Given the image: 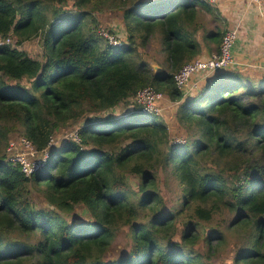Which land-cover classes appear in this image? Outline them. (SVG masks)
I'll list each match as a JSON object with an SVG mask.
<instances>
[{
	"label": "trees",
	"instance_id": "16d2710c",
	"mask_svg": "<svg viewBox=\"0 0 264 264\" xmlns=\"http://www.w3.org/2000/svg\"><path fill=\"white\" fill-rule=\"evenodd\" d=\"M200 8L211 11L201 0H0V40L16 41L0 46V264H212L226 247L233 264H264V72L220 70L185 99L175 74L203 47L221 55L220 33L197 39ZM91 10L116 14L121 46L100 38ZM35 39L41 59L21 49ZM154 42L167 70L148 53ZM146 88L179 104L184 144L135 103ZM83 121L30 177L6 161L11 136L41 153ZM170 177L182 192L171 206Z\"/></svg>",
	"mask_w": 264,
	"mask_h": 264
},
{
	"label": "rangeland",
	"instance_id": "374dc122",
	"mask_svg": "<svg viewBox=\"0 0 264 264\" xmlns=\"http://www.w3.org/2000/svg\"><path fill=\"white\" fill-rule=\"evenodd\" d=\"M203 3L207 4L208 7L211 9V11L201 9V21L203 22V26L205 27L204 29H201L199 32L203 33L204 31L212 34H218L220 33L222 35V38L229 33V31H234L235 36L237 38L236 40V45L233 48V51L231 53V62L228 64L227 67H225L223 70L226 69H237V70H242L241 66L243 64H252L249 65L251 68L252 67H257L253 63H260L263 60H261L260 55H264V34L262 35V30L264 29V4L257 5L255 3H252L250 0H232L227 6V3H221L219 5H213L210 4L207 0H201ZM91 19H95L97 23L100 22L101 24V30L99 32L100 38L103 39H108L110 41V45H115L117 43H124L127 36L124 28L122 27V23L118 21V17L116 14H113L111 12H108L107 10L101 11V12H96L91 10ZM117 15H120L119 12H116ZM121 23V24H120ZM111 30H114L115 32V37L111 34ZM246 33L248 36H254L258 37L259 39V44H254L251 46V51H252V58L248 62L246 60L245 52L242 51V56L241 53H239L240 49V34L243 35V33ZM116 33L118 34V37L116 36ZM104 34H107L109 37L106 38ZM9 38V37H8ZM117 38V39H116ZM11 39V38H10ZM12 41L8 44L11 45L12 47L16 46V41L15 39H11ZM251 40L250 38H247V41ZM223 41V39H222ZM222 45V44H221ZM216 47H218L216 44H212V50L215 53L214 56L211 57H202L200 55L198 58H195L189 63L196 62V61H202V62H210L215 59V57L218 56L216 53ZM22 51L25 53L29 54L30 56L41 59L42 58V44L40 39H35L32 41L25 42L21 46ZM149 55L152 56V59H156L160 62V65L163 67L164 70L166 69L165 66V59L167 56L165 54L161 53V48L160 45L156 42H154L151 46L150 49H148ZM256 57V59L254 58ZM187 63V64H189ZM150 64L153 66L154 64V69L155 67H158L157 63L155 62H150ZM186 64V65H187ZM185 66V65H184ZM222 70V71H223ZM253 71V69H251ZM180 71V70H179ZM178 71V72H179ZM244 71V70H243ZM177 72V73H178ZM221 71H214L213 73H204L198 76H195L192 79V84L187 88V89H181L184 90L185 92V99L194 96L198 90V85L194 83V81H199L201 83L203 80H207L209 77L213 76L214 74H217ZM176 73V74H177ZM175 77V76H174ZM175 80V79H174ZM154 90V89H152ZM155 91V90H154ZM163 95V100L159 101L155 108L157 109V116L160 117V119L163 120L165 125L168 126L170 131L172 132L173 135V140L175 143H185L187 134L185 133V130H179L176 128L175 123L177 124L176 118H174V115H176V109L177 106L179 105L177 102H172L169 100L163 93L157 92ZM135 103L139 104L136 100L134 99ZM142 108L144 109V106L142 104H139ZM129 110H134V107L132 104L129 106L126 105H121L115 109H111L108 112H103V113H97L93 115H89V118H92L93 121H98V119L101 118H112L113 116L115 118H119L122 115H125ZM146 113V112H145ZM173 114V115H172ZM155 115V114H152ZM82 123H85V121L78 123L74 126V128H71L68 130L67 133L64 132H59L57 135H55L49 143V147L53 148V145L56 146L58 153L61 150V145L65 143L66 141H69L72 137H74L73 130L76 129L78 130L79 127L82 125ZM23 140H29L26 136L21 135L20 133H17L13 136L10 137L9 143L5 149V154H6V161H9V159L12 158H17V161L27 159L24 155L26 154L28 159L30 161H35L41 159H44L43 153H39L37 157L34 156V158L31 159V154H29V150H26L24 146L22 145ZM60 144V145H59ZM9 145L10 147L16 146L17 151L13 152L11 154V151H9ZM18 145V146H17ZM47 151H50L49 149ZM50 154V153H49ZM27 161V160H26ZM130 183L137 188L139 181L136 178H130ZM178 183L174 180L171 179V177L168 179H164L162 184H161V191L162 194L166 196V201L169 203L171 206V202L176 196V192L179 191L177 188ZM182 196V192H180L176 197L175 201L179 199ZM36 202V198H35ZM47 203L45 201L40 202L37 206L40 207H46ZM78 213V212H77ZM217 223H205L203 225L204 228H211L215 226ZM127 229L125 227H122L118 233H117V238L114 244V249L116 250V255L118 254L117 252L123 249L126 246V241H127V234H126ZM229 239H234L231 235H229ZM126 248V247H125ZM230 247H226L224 250H222L219 253H214L211 255V263L212 264H233V259L231 260V257H229L230 253ZM197 249L200 250L202 254L207 253V248L205 247L203 242H200L197 245Z\"/></svg>",
	"mask_w": 264,
	"mask_h": 264
},
{
	"label": "built area",
	"instance_id": "2783aa9c",
	"mask_svg": "<svg viewBox=\"0 0 264 264\" xmlns=\"http://www.w3.org/2000/svg\"><path fill=\"white\" fill-rule=\"evenodd\" d=\"M207 1L210 4L219 5L221 3H227L228 1H232V0H207ZM250 1L260 6L264 4V0H250ZM104 35L106 36V38L109 37L107 34ZM236 40L237 38L235 36V32L230 30L229 33H227L223 38L221 45V55H218L217 57H215L213 61L210 62L196 61L183 66L180 69V71L177 74H175L174 77L177 87L179 89H187L192 84L191 81L195 76L200 77L199 75L204 73L211 74L214 71H220L223 70L225 67H227L228 64L231 62V53L235 46ZM11 41L12 40L10 38H7L5 40H0V46L8 45ZM115 42H116V46L122 45V43H117V41ZM152 89L153 88H146L139 91L138 94L136 95V100L139 104L141 103L142 106H144V109L142 110L143 112L158 115L156 114L157 109L155 108V106L159 101L163 100L164 98L162 94L157 93L155 89H154L155 91ZM22 145L26 150H29V154H31L30 155L31 159L34 158V156L37 157V155L40 153L36 149V146L32 141L23 140ZM53 147L55 146L53 145ZM51 149L52 147L49 148V150ZM9 151H11L12 154L13 152L17 151V147L16 146L10 147L9 145ZM49 152L50 151L47 150L41 152L43 153L44 156V159H41V161L39 160L30 161L26 154L24 156L27 159L24 158V160L17 161V158L11 157L9 161L14 165H19L22 168L23 173L27 177H30L35 171L41 168L45 164V162H47L50 156Z\"/></svg>",
	"mask_w": 264,
	"mask_h": 264
},
{
	"label": "crops",
	"instance_id": "0c3cea01",
	"mask_svg": "<svg viewBox=\"0 0 264 264\" xmlns=\"http://www.w3.org/2000/svg\"><path fill=\"white\" fill-rule=\"evenodd\" d=\"M231 2V1H229ZM227 6L229 5V3L226 4ZM205 27H203L204 29ZM205 32V31H204ZM204 32L203 33H200L198 34L197 36V39L199 40V42L202 44V43H208L206 39L203 38L204 36ZM262 32V35L264 34V29L261 31ZM247 38H250L251 40L247 41ZM254 44H259V39L258 37H254V36H248L246 35V33L244 32L243 35L240 34V49H239V53H241V56H242V51L245 52V55L246 56V60H248V62L251 60L252 58V51H251V46L254 45ZM217 53V52H216ZM202 57H211V56H214L215 53L214 52H209L208 48H205L203 47L202 49ZM261 57V60L264 59V55H260ZM256 59V57H254ZM256 65L257 67H250L249 65H252V64H243L241 66V69L244 70V71H252L251 69H253V71L255 72H258V73H263L264 72V61L260 62V63H253V65ZM241 70V71H242Z\"/></svg>",
	"mask_w": 264,
	"mask_h": 264
},
{
	"label": "water",
	"instance_id": "95a60500",
	"mask_svg": "<svg viewBox=\"0 0 264 264\" xmlns=\"http://www.w3.org/2000/svg\"><path fill=\"white\" fill-rule=\"evenodd\" d=\"M155 70H156L157 72H161V71H162V69H161L160 67H155Z\"/></svg>",
	"mask_w": 264,
	"mask_h": 264
},
{
	"label": "bare ground",
	"instance_id": "6f19581e",
	"mask_svg": "<svg viewBox=\"0 0 264 264\" xmlns=\"http://www.w3.org/2000/svg\"><path fill=\"white\" fill-rule=\"evenodd\" d=\"M117 47V46H116Z\"/></svg>",
	"mask_w": 264,
	"mask_h": 264
}]
</instances>
